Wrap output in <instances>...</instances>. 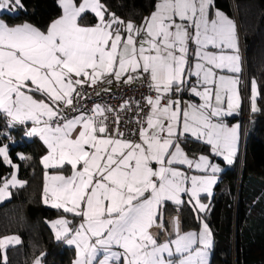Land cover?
Listing matches in <instances>:
<instances>
[{"label":"snow or ice","instance_id":"1","mask_svg":"<svg viewBox=\"0 0 264 264\" xmlns=\"http://www.w3.org/2000/svg\"><path fill=\"white\" fill-rule=\"evenodd\" d=\"M59 5L62 15L47 31L0 19V117L8 128L25 125V135L46 146L43 202L73 217L50 222L55 239L74 246L73 264H210L208 224L199 233L182 232L179 217L166 220L164 213L168 202L205 211L201 194L212 195L221 171L207 156L189 158L183 143L203 141L229 165L238 154L239 125L222 120L240 107L236 22L219 10L213 14L214 0H156L140 24L121 19L101 0ZM26 10L24 0H0V14ZM89 11L97 23L83 26ZM137 80L155 95L144 98L146 113L137 103V127L127 134L117 110L80 106L85 86ZM184 93L200 102L184 100ZM251 93L255 113V80ZM124 110H130L127 101ZM109 112H117L111 126ZM0 157L17 168L8 145L0 146ZM179 165L211 174L189 175ZM26 183L15 173L5 178L0 203L10 188ZM20 243L18 235L0 237V264ZM45 255L33 264H43Z\"/></svg>","mask_w":264,"mask_h":264},{"label":"trees","instance_id":"2","mask_svg":"<svg viewBox=\"0 0 264 264\" xmlns=\"http://www.w3.org/2000/svg\"><path fill=\"white\" fill-rule=\"evenodd\" d=\"M101 2L121 19L140 24L154 10L156 0ZM24 3L26 11L3 13L0 17L12 26L30 23L47 31L51 22L62 14L59 0H24ZM214 9L234 18L237 15L248 81L255 80L258 86L259 111L248 112L242 161L238 155L236 161L227 166L224 160L217 158L225 169L204 214L213 236L210 264H264V0H214ZM96 21L92 13L83 15L82 22ZM25 130V125L6 127V121L0 117V146L10 147V159L19 167V179L27 182L23 188H12L11 196L0 203V237L19 235L21 238L19 245L8 249L7 264H32L41 253L46 254L44 264H73L75 248L58 242L49 223L59 217L72 220V214L43 202L45 169L41 158L44 149L37 137L28 139ZM182 146L193 156L206 153L216 157L209 145L194 138ZM20 155L27 159L21 160ZM13 170L0 157V184L10 178ZM172 211L181 215L183 229H199L200 220L187 203L179 207L167 203L164 214Z\"/></svg>","mask_w":264,"mask_h":264},{"label":"built area","instance_id":"3","mask_svg":"<svg viewBox=\"0 0 264 264\" xmlns=\"http://www.w3.org/2000/svg\"><path fill=\"white\" fill-rule=\"evenodd\" d=\"M244 80L246 91L249 93V81L246 63L244 62ZM105 88H108V91H104ZM245 91V90H244ZM99 93V95H96ZM85 94L87 99H82L80 101V106L86 109H91L94 104H100L105 108H112L117 110L120 119L121 125L120 128L126 134L129 130L135 129L137 127V103H139L140 107L145 109V113L147 112V108L145 107V97L148 95H155L148 88L147 83L141 82L139 80L131 83H113L112 85H107L106 83H100L99 86L87 87L85 86ZM125 101L129 102L130 110L119 111L122 104ZM117 112H109L108 115V123L111 126L113 119ZM92 114V113H89ZM143 115V113L141 114ZM248 123V111L245 113V124ZM246 133L247 129L244 132V140H243V148L241 153V158L244 156V146L246 141Z\"/></svg>","mask_w":264,"mask_h":264},{"label":"rangeland","instance_id":"4","mask_svg":"<svg viewBox=\"0 0 264 264\" xmlns=\"http://www.w3.org/2000/svg\"><path fill=\"white\" fill-rule=\"evenodd\" d=\"M221 12H223L226 16H228L230 19H232L233 21H235V19H234V17H231V16H229L226 12H224V11H221ZM235 18L237 19V21H238V18H237V15L235 16ZM236 22V21H235ZM236 24H237V22H236ZM237 28H238V36H239V45H241V43H242V48H243V50H244V46H243V42H242V40H241V43H240V36H241V33H240V25H239V22H238V25H237ZM244 62H245V55H244ZM244 62H243V65H244ZM242 65V71H243V73H242V79H241V95H242V106H243V110H244V113H246V111H248L249 112V110H251V86H252V81L251 82H249V89H250V91H249V93H248V90L246 91V86H245V80H244V66ZM247 68V67H246ZM256 85H257V82H256ZM245 90V91H244ZM257 92H258V94H259V91H258V86H257ZM257 99H258V95H257ZM257 99H256V105H258V101H257ZM248 124V123H247ZM244 126H245V128H244V131H245V129H247V125L245 124V117H244ZM27 137V136H26ZM28 139H32L33 137H27ZM38 138V137H37ZM38 140H39V142H40V144L42 145V147H43V149H44V154H43V156L47 153V149H46V146L43 144V142L38 138ZM243 140H244V136H242V140H241V144H239V151H238V154H237V156L235 157V159H234V162H235V160H236V158L238 157V155H241V153H242V148H243ZM244 150H245V146H244ZM8 151L10 152V147L8 146ZM212 152V151H211ZM200 155H204V156H207L208 158H209V162L210 163H212V164H217V165H219L220 166V168H221V171L219 172V173H217L216 175H217V183L219 182V179H220V177H221V173H222V170H223V166H222V164L218 161V159L217 158H219V157H214V156H212V155H210V154H206V153H202V154H199L198 156H196V157H191V156H189V158H192V159H197ZM42 156V157H43ZM221 158H223L222 156H220ZM9 158H10V155H9ZM242 159H243V157L241 158V161H242ZM233 162V163H234ZM225 163H226V165H229V164H227V162L225 161ZM230 166V165H229ZM178 167H180L182 170H185V171H188V173H189V175H205V174H208V175H210L211 174V170L209 169L208 170V172L207 173H201V172H198L197 170H195V169H191V170H189L188 168H187V166L186 165H179ZM13 173H15V175L17 176V178L19 179V175H18V173H19V167H18V165H17V168H15L14 170H13ZM12 173V174H13ZM69 174V173H68ZM10 178H11V176H10ZM10 178H8V179H10ZM216 183V184H217ZM216 184L215 185H213V188H212V195L211 196H208L207 194H204V193H202L201 194V197H200V201H201V203H203L204 205H206V210L205 211H203V212H196V214H197V216L199 217V220H200V227H199V229H190V230H185V229H183V221H182V217H181V215L179 214V213H177V212H175V211H172V212H169L167 215H165V219L167 220L168 218H171V217H179V226H180V229H181V231L182 232H189V231H192V232H197V233H199L200 232V230H201V228H202V222L203 223H207L206 221H205V218H204V215L203 214H205L206 212H207V210H208V208H209V202H210V198H212V196H213V193H214V189H215V186H216ZM11 189L12 188H10V191H11ZM208 196V198H205L204 196ZM186 197H188L187 195H186ZM9 198V197H8ZM8 198H6V199H8ZM185 198V196H183V199ZM5 199V200H6ZM4 200V201H5ZM3 201V202H4ZM61 218H66V219H68L67 217H61ZM58 219H60V217L58 218ZM57 220V219H56ZM69 220H70V218H69ZM53 221H55V220H51L50 222H53ZM49 222V223H50ZM208 224V223H207ZM50 225H51V223H50ZM209 226V225H208ZM168 227H169V229L171 230V225H168ZM209 229H210V227H209ZM54 231V230H53ZM210 231H211V229H210ZM212 233V232H211ZM19 236V235H18ZM20 237V236H19ZM165 237L162 235L161 237H160V239H161V241H163V239H164ZM21 239V238H20ZM212 241H213V236H212ZM212 247H213V243H212ZM212 247H211V249H210V253H209V261L211 260V255H212ZM75 258H76V256H75ZM75 258H74V260H75ZM33 264V263H32ZM43 264H44V262H43Z\"/></svg>","mask_w":264,"mask_h":264},{"label":"crops","instance_id":"5","mask_svg":"<svg viewBox=\"0 0 264 264\" xmlns=\"http://www.w3.org/2000/svg\"><path fill=\"white\" fill-rule=\"evenodd\" d=\"M83 2V0H80V2L79 3H82ZM216 10H219V9H214V10H212V12H213V14L215 13V11ZM154 11V10H153ZM219 11H222V10H219ZM87 13H91L90 11L89 12H87ZM14 14V13H13ZM86 14V13H85ZM93 14V13H92ZM1 15V14H0ZM62 15V14H61ZM60 15V16H61ZM94 15V14H93ZM59 16V17H60ZM58 17V18H59ZM58 18H56V19H58ZM0 19H2L1 17H0ZM55 19V20H56ZM235 19V21L237 22V25H238V21H237V19L236 18H234ZM54 21V20H53ZM52 21V22H53ZM51 22V23H52ZM81 23H82V25L83 26H92V25H95L96 23H97V21L95 22V23H92V24H90V23H86V22H82L81 21ZM30 24V23H29ZM32 25V24H31ZM10 26H12V25H10ZM34 26V25H33ZM36 27V26H35ZM42 31V30H41ZM241 40H242V38H241V36H240V43H241ZM239 49H240V55H241V71H240V73L239 74H236V75H238V78H239V81L241 82V79H242V73H243V71H242V65H243V62H244V50H243V48H242V43H241V45H239ZM244 66V65H243ZM223 74H226V75H233L232 73H228V72H226L225 71V73H223ZM239 94H240V107H239V109L238 110H236L234 113H233V115H231V116H224V117H222V120H223V123H225L226 125H228L229 127H231V126H234V125H239V134H240V139H239V144H241V140H242V136H244V128H245V126H244V117H245V113H244V110H243V106H242V95H241V83H239ZM183 99L184 100H192L193 102H196V103H199L200 101H199V98L198 97H192V96H190L188 93H184L183 94ZM225 108H226V101H225ZM257 107H258V105H257ZM30 124H31V122H28V126H30ZM203 142V141H202ZM204 143V142H203ZM210 146V145H209ZM183 147V146H182ZM184 148V147H183ZM210 149H211V146H210ZM184 150H185V152L189 155V156H191V157H196V156H193V155H190L187 151H186V149L184 148ZM211 151H212V149H211ZM212 153H213V151H212ZM200 154H202V153H200ZM214 154V153H213ZM199 155V154H198ZM197 155V156H198ZM215 155V154H214ZM216 157H219L220 159H222L223 160V158H221L220 156H217V155H215ZM237 159V158H236ZM236 161V160H235ZM232 165V164H231ZM227 166H229V165H227ZM225 169V167L223 166V170ZM222 170V171H223ZM49 171V170H48ZM50 173H51V171H49ZM65 174H68V173H65ZM220 180V179H219ZM214 194V193H213ZM207 196V195H206ZM187 200L188 199V197H186V195H185V198H184V200ZM211 199V198H210ZM168 203H171V202H168ZM210 203V202H209ZM171 204H173V203H171ZM174 205V204H173ZM50 206V205H49ZM177 207H179V206H177ZM209 209V208H208ZM208 211V210H207ZM178 213V212H177ZM204 215V214H203ZM61 218V217H60ZM58 219V218H57ZM69 219V218H68ZM56 220V219H55ZM71 220V219H70ZM53 229V228H52ZM74 247V246H73Z\"/></svg>","mask_w":264,"mask_h":264}]
</instances>
